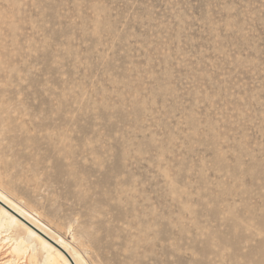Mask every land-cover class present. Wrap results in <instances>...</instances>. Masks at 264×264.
Wrapping results in <instances>:
<instances>
[{
    "label": "rangeland",
    "instance_id": "374dc122",
    "mask_svg": "<svg viewBox=\"0 0 264 264\" xmlns=\"http://www.w3.org/2000/svg\"><path fill=\"white\" fill-rule=\"evenodd\" d=\"M0 193L80 264H264V0H0Z\"/></svg>",
    "mask_w": 264,
    "mask_h": 264
},
{
    "label": "bare ground",
    "instance_id": "6f19581e",
    "mask_svg": "<svg viewBox=\"0 0 264 264\" xmlns=\"http://www.w3.org/2000/svg\"><path fill=\"white\" fill-rule=\"evenodd\" d=\"M0 212H4L9 218L5 222H19L32 232L41 242L42 246L49 251L48 258L52 264H80L79 255L70 249V246L61 240H57L44 228L35 223L21 207L7 201L0 193ZM49 238V239H47ZM54 241L53 244L51 241ZM25 257V256H24ZM25 262V261H24Z\"/></svg>",
    "mask_w": 264,
    "mask_h": 264
}]
</instances>
